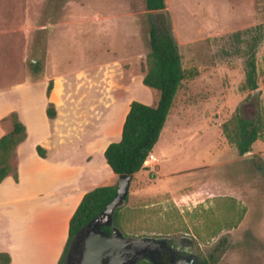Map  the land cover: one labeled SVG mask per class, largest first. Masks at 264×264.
<instances>
[{"label":"rangeland","instance_id":"obj_1","mask_svg":"<svg viewBox=\"0 0 264 264\" xmlns=\"http://www.w3.org/2000/svg\"><path fill=\"white\" fill-rule=\"evenodd\" d=\"M165 4L185 79L153 149L167 158L162 161L161 189L190 191L215 184L223 188L218 193L235 195L238 202L223 197L211 200L207 208L203 204L193 208L185 201L179 207L167 194L145 203L129 192L127 202L114 213V224L130 237L191 239L195 252L210 264H264V132L252 144L253 153L240 157L221 130L233 113L254 119L264 107V0H165ZM151 18L145 0H0V112L23 103L27 95L16 88L19 84L30 83L33 99L39 102L48 49L71 56L93 51L97 44L101 57L105 53L125 72L132 70L135 101L155 106L159 91L142 82L148 71ZM98 19L104 22L99 24L100 33L88 39L82 30ZM57 24L62 28H53ZM253 40L258 89L243 92L244 61ZM35 60L40 63L38 74L31 66ZM1 124L10 127L9 121ZM154 164L153 171L144 169L132 181V188L141 183L144 190L155 183L157 161ZM201 166L205 168L186 172ZM168 171L183 173L168 177ZM245 212L243 227L250 233L236 231Z\"/></svg>","mask_w":264,"mask_h":264},{"label":"crops","instance_id":"obj_2","mask_svg":"<svg viewBox=\"0 0 264 264\" xmlns=\"http://www.w3.org/2000/svg\"><path fill=\"white\" fill-rule=\"evenodd\" d=\"M101 22L98 19L82 33L92 40L99 35ZM60 25L53 28H62ZM102 31L107 32L104 27ZM51 43L49 39V47ZM104 55L101 57L99 44L93 51L71 56L48 49L39 102L33 99L30 83L19 84L16 88L27 95L23 103L0 112L1 120L15 110L27 134L11 161L18 180L9 175L0 182V253L9 255V264H58L67 242L69 221L83 196L97 187L116 184L117 175L106 163L104 152L109 144L121 140L130 103L135 101L130 90L133 72L131 69L125 72L119 61L106 59ZM50 81L52 88L46 96ZM48 103L54 105L53 119L46 115ZM10 130L11 125L5 129L0 123V137ZM158 143L159 140L155 145ZM36 146L45 151L44 157L38 155ZM153 149L158 174L155 183L147 184L150 187L144 190L141 183L133 188L130 184L129 188L142 202L162 194L169 195L179 207L185 201L193 208L200 204L207 208L211 200L223 197L238 202L235 195L218 193L221 187L215 184L190 191L161 189L162 161L167 158ZM204 168L194 167L186 172ZM143 170L133 174L132 181ZM181 173L168 171L167 175ZM245 214L236 226L237 232L250 233L243 227Z\"/></svg>","mask_w":264,"mask_h":264},{"label":"trees","instance_id":"obj_3","mask_svg":"<svg viewBox=\"0 0 264 264\" xmlns=\"http://www.w3.org/2000/svg\"><path fill=\"white\" fill-rule=\"evenodd\" d=\"M145 1L146 10L154 18H151L149 29L148 71L142 82L146 87L158 90L159 97L153 107L132 101L123 123L121 140L109 144L105 149L106 163L117 176L135 174L143 168L145 159L152 153L153 147L159 140L175 95L185 79L178 44L167 28L165 0ZM261 37L260 34L256 38L257 42ZM257 42L253 40L252 44H249L245 57L244 80L240 86L243 92H254L258 89L255 52ZM31 66L34 73H40L38 60L31 62ZM51 88L52 82L50 81L46 91L47 96ZM46 115L49 119L55 117L52 103H48ZM0 121L1 123L9 121L11 125V130L0 137V182L9 175L17 181V172L13 169L11 161L17 146L27 137L26 128L20 122L16 112H11ZM221 130L227 142L237 150V154L244 156L251 151L252 144L264 132V107L260 108V112L254 119L244 117L240 112L233 113L221 125ZM36 151L40 157L45 156V151L40 146H36ZM114 193L115 185H105L83 196L69 221L67 242L58 264H64L68 246L75 234L103 211L112 200ZM207 221L209 225L210 222ZM103 229L110 232L109 228ZM210 259L213 260V256ZM9 262V255L0 253V264H9ZM201 264H209V262L204 259Z\"/></svg>","mask_w":264,"mask_h":264},{"label":"water","instance_id":"obj_4","mask_svg":"<svg viewBox=\"0 0 264 264\" xmlns=\"http://www.w3.org/2000/svg\"><path fill=\"white\" fill-rule=\"evenodd\" d=\"M165 15L167 28L171 32L167 10ZM133 177V174L117 176L112 200L75 234L68 246L64 264H136L151 259L153 252L164 250L170 239L125 236L114 224V213L125 204ZM103 227L110 228V233Z\"/></svg>","mask_w":264,"mask_h":264},{"label":"flooded vegetation","instance_id":"obj_5","mask_svg":"<svg viewBox=\"0 0 264 264\" xmlns=\"http://www.w3.org/2000/svg\"><path fill=\"white\" fill-rule=\"evenodd\" d=\"M202 260L204 258L195 252L193 241L180 238L169 240L163 251L153 252L151 259L141 260L136 264H201ZM208 262L210 264V261Z\"/></svg>","mask_w":264,"mask_h":264},{"label":"built area","instance_id":"obj_6","mask_svg":"<svg viewBox=\"0 0 264 264\" xmlns=\"http://www.w3.org/2000/svg\"><path fill=\"white\" fill-rule=\"evenodd\" d=\"M155 162H156V158L152 153H150L143 163V168L148 169L151 172L155 168V164H154Z\"/></svg>","mask_w":264,"mask_h":264}]
</instances>
